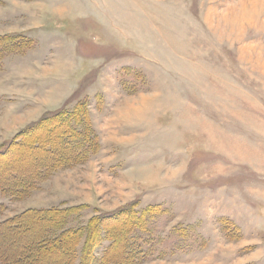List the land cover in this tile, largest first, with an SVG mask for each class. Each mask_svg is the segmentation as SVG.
I'll return each mask as SVG.
<instances>
[{"label":"rangeland","instance_id":"374dc122","mask_svg":"<svg viewBox=\"0 0 264 264\" xmlns=\"http://www.w3.org/2000/svg\"><path fill=\"white\" fill-rule=\"evenodd\" d=\"M5 34L31 45L0 59V150L79 102L97 142L0 221L135 205V264H264V0H2Z\"/></svg>","mask_w":264,"mask_h":264},{"label":"trees","instance_id":"16d2710c","mask_svg":"<svg viewBox=\"0 0 264 264\" xmlns=\"http://www.w3.org/2000/svg\"><path fill=\"white\" fill-rule=\"evenodd\" d=\"M27 39L23 35H0V59L5 53L30 46ZM91 131L85 102L24 129L12 144L0 150V193L23 199L38 181L57 169L87 160L97 142ZM81 208H28L1 220L0 264H135L142 253L137 233L146 230L153 209L139 211L131 205L66 228L69 217ZM104 243L107 245L99 258L97 249ZM66 249L68 253L53 256Z\"/></svg>","mask_w":264,"mask_h":264}]
</instances>
